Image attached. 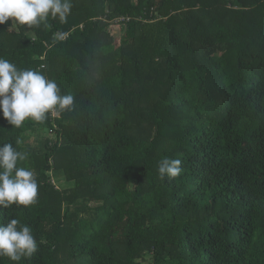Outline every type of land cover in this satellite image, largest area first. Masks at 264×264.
<instances>
[{"label": "trees", "instance_id": "trees-1", "mask_svg": "<svg viewBox=\"0 0 264 264\" xmlns=\"http://www.w3.org/2000/svg\"><path fill=\"white\" fill-rule=\"evenodd\" d=\"M230 1L71 0L66 21L49 16L32 39L0 25V58L74 97L19 129L0 112V146L56 133L18 162L37 202L0 209L37 241L19 264H264V0ZM164 158L182 161L180 176L160 178Z\"/></svg>", "mask_w": 264, "mask_h": 264}, {"label": "clouds", "instance_id": "clouds-1", "mask_svg": "<svg viewBox=\"0 0 264 264\" xmlns=\"http://www.w3.org/2000/svg\"><path fill=\"white\" fill-rule=\"evenodd\" d=\"M72 8L71 0H0V25L12 19L8 32L23 26H38L48 17L65 22ZM66 33H55L54 38L63 40ZM74 97L61 95L54 80L38 70H21L15 64L0 58V112L9 125L19 129L26 120L43 122L50 113L59 116L72 110ZM21 141L16 140L19 145ZM26 154L6 143L0 146V209L12 205L29 207L38 199L35 174L26 167L18 166ZM180 159L164 158L159 162L158 173L163 180L174 179L182 173ZM38 250L32 229L18 219L0 223V257L19 264L31 258Z\"/></svg>", "mask_w": 264, "mask_h": 264}, {"label": "rangeland", "instance_id": "rangeland-1", "mask_svg": "<svg viewBox=\"0 0 264 264\" xmlns=\"http://www.w3.org/2000/svg\"><path fill=\"white\" fill-rule=\"evenodd\" d=\"M226 1H230V0H226ZM229 5H227V7H230V2H227ZM36 27V26H32V29ZM124 27L123 25L120 26V24H117L115 22H113L112 26L110 28H108V32L110 33V35L114 38L115 40V46H119L120 45V41H121V38L123 37V35L125 34L124 32ZM24 30H27L29 29V31H26V35L28 36L29 39H32L35 37L34 35V30L31 29V27L29 28L28 26H23ZM21 28H19L18 30L14 31V33H16V35L18 37H20V32H21ZM16 37H12V40L9 38V35H7V40L9 42L13 41ZM20 40H23L22 38L19 39L17 38V40L15 41L16 43H19ZM24 43V42H23ZM42 68V67H41ZM44 71L47 70V68H42ZM56 137V133L55 132H52L50 131L48 128H44V127H36L34 128L33 131H30L28 132L25 137H24V146H23V153L26 154V159H25V162H27L29 164V159L30 157L32 156V154H37V153H41L43 152L46 148H45V143H46V139L47 138H50V139H55ZM61 138V142L62 144L65 143V138L64 137H60ZM67 145H69V142H67ZM28 168H31L30 165L27 166ZM32 170V169H30ZM62 172L63 169H61ZM33 171V170H32ZM62 172H60L62 174ZM35 174V173H34ZM35 177H36V174H35ZM59 183L63 184L62 186H60V189H61V192H70L71 190L74 189L75 187V183L73 182H66L64 179H59L58 181ZM66 183V184H65ZM81 202L79 204H77L75 206V208L77 206H80V205H83V204H86L85 202H83V200H80ZM67 203H64L63 204V210L66 209V206ZM62 259H64L65 261L67 260V258L62 255L61 256ZM150 258L145 255V257L143 258L142 260V263L143 264H148L150 262ZM65 264V262H64Z\"/></svg>", "mask_w": 264, "mask_h": 264}, {"label": "built area", "instance_id": "built-area-1", "mask_svg": "<svg viewBox=\"0 0 264 264\" xmlns=\"http://www.w3.org/2000/svg\"><path fill=\"white\" fill-rule=\"evenodd\" d=\"M129 21V18H127V17H120V18H118V19H116L114 22L115 23H117V24H123V23H126V22H128ZM66 38V37H65ZM64 38V39H65ZM42 68H44V66H42ZM51 117L52 118H55L56 116H52L51 115ZM56 127V126H55ZM52 183L55 185V181L54 180H52ZM56 189H59V186L57 185V187H56Z\"/></svg>", "mask_w": 264, "mask_h": 264}]
</instances>
